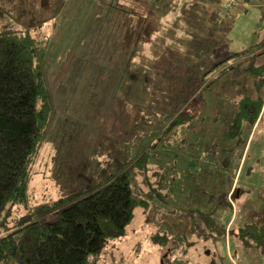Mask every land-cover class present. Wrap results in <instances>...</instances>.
Here are the masks:
<instances>
[{
  "label": "rangeland",
  "instance_id": "obj_1",
  "mask_svg": "<svg viewBox=\"0 0 264 264\" xmlns=\"http://www.w3.org/2000/svg\"><path fill=\"white\" fill-rule=\"evenodd\" d=\"M2 6L0 31L28 30L44 54L53 104L28 165L29 200L14 215L56 219L39 205L131 169L132 188L149 207L135 208L99 264H210L219 253L223 264H264L259 251L233 235L264 214V120L252 132L245 128L241 141L224 135L235 101L264 96V67L254 70L264 65V53L255 56L264 48V0H3ZM200 94L206 104L190 125L175 140L160 139L175 106ZM156 169L164 173L160 196L152 189L157 182H149ZM227 194L232 205L224 202ZM193 209H215L226 234L215 244L205 238L193 227L199 221ZM154 233L167 242L154 241Z\"/></svg>",
  "mask_w": 264,
  "mask_h": 264
},
{
  "label": "trees",
  "instance_id": "obj_2",
  "mask_svg": "<svg viewBox=\"0 0 264 264\" xmlns=\"http://www.w3.org/2000/svg\"><path fill=\"white\" fill-rule=\"evenodd\" d=\"M0 0V10L3 9ZM258 44L235 55L246 53ZM264 53L258 48L255 56ZM258 67H254L258 73ZM264 70V69H263ZM263 75V73L261 74ZM264 77V75H263ZM260 79L256 80L257 89ZM204 94L195 96L185 106L172 113L170 123L159 138L176 139L181 128L189 126L206 104ZM53 114L50 88L44 67V54L27 30L5 28L0 31V264H99V254L111 240L121 237L138 206L148 208L150 202L132 188V170L115 174L108 182H95L79 187L58 199L40 204V212L54 213L53 220L29 219L19 215L16 207L27 204L29 183L28 165L37 153ZM232 121L224 135L242 140L245 128L252 132L264 120V96H244L235 101ZM151 118V116L149 117ZM150 123V122H149ZM149 153L135 161L142 162ZM141 166V165H139ZM150 183H163L162 169L152 172ZM99 183V184H98ZM144 194L151 195V191ZM232 205V198L225 197ZM215 209H193V224L214 244L226 234V228L216 220ZM237 238L246 248H253L264 257V214L251 217L239 227ZM154 241L167 242L162 233L152 235ZM222 255L210 264H223ZM172 264H192L189 259Z\"/></svg>",
  "mask_w": 264,
  "mask_h": 264
},
{
  "label": "crops",
  "instance_id": "obj_3",
  "mask_svg": "<svg viewBox=\"0 0 264 264\" xmlns=\"http://www.w3.org/2000/svg\"><path fill=\"white\" fill-rule=\"evenodd\" d=\"M239 228V227H238ZM228 229V228H227ZM229 231H230V228H229ZM236 232V231H235ZM233 235H235L236 236V233H234Z\"/></svg>",
  "mask_w": 264,
  "mask_h": 264
}]
</instances>
